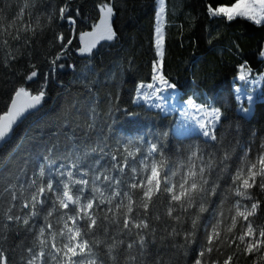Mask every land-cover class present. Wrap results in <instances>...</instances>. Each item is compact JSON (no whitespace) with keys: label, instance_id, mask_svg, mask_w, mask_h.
I'll list each match as a JSON object with an SVG mask.
<instances>
[{"label":"trees","instance_id":"obj_1","mask_svg":"<svg viewBox=\"0 0 264 264\" xmlns=\"http://www.w3.org/2000/svg\"><path fill=\"white\" fill-rule=\"evenodd\" d=\"M42 9L41 16L57 15L54 11L61 4H68L67 15L75 21L54 18L43 34L37 33L30 43L27 56L17 64L19 74L0 70V115L7 111L13 89L25 87L29 93H45L39 109L26 117L13 131L10 139L0 147V183H19L26 180L22 174L43 162L45 148L58 141L64 146L70 141L78 123L85 118L94 124L89 132L95 144L101 141L110 147L137 143L146 149L151 143L175 165L178 180L184 171L182 167L193 151L205 159L210 155L214 161L213 178L219 185L216 203L209 204V210L201 217V227L191 245L185 249L169 247L171 239H161L165 233L159 231L156 242L151 246L153 255L159 251L168 264H194L197 254L205 244V231L219 218L226 216L230 206L220 200L237 169L248 158L255 160L264 151V102H256L249 118L239 114L233 85L240 74V66L255 75L264 72L261 52L264 48V23L255 25L243 19L228 21L224 17H212L208 7L230 6L235 0H164V42L162 46L161 74L168 83L175 85L180 99H192L206 106L220 110L216 141H207L193 135L179 138L173 134L176 115H164L160 111L135 104L137 88L153 80V66L157 62L155 46L156 0H35ZM22 0H0V20L10 16ZM51 4V8L48 4ZM107 4L112 8L111 29L113 39L97 44L89 52H80L83 47L80 35L91 33L100 21V9ZM41 23H47L42 18ZM56 33H63L72 39L67 51L57 62L64 67H54L50 60L59 50L60 44L54 39ZM36 65L37 77L23 79L31 69L27 64ZM16 71V70H14ZM264 97V78L261 83ZM95 108V113L92 109ZM80 131L81 135L83 130ZM95 146V145H94ZM228 159H224L225 152ZM223 161V163H221ZM254 198L261 201L255 224L264 225V192L254 190ZM230 200L238 199L229 196ZM244 203H248L244 201ZM163 209L158 214H163ZM189 226L185 213H178ZM167 221V217H163ZM43 223L38 220L37 224ZM158 225L160 222H156ZM169 224L174 222L168 221ZM180 227V225H177ZM175 242L183 243L182 237ZM225 250V255L231 253ZM218 257L219 253H213ZM233 264H253L254 256L238 253ZM18 260L19 257L17 256ZM223 259V257H220ZM264 264V261H260Z\"/></svg>","mask_w":264,"mask_h":264},{"label":"snow or ice","instance_id":"obj_2","mask_svg":"<svg viewBox=\"0 0 264 264\" xmlns=\"http://www.w3.org/2000/svg\"><path fill=\"white\" fill-rule=\"evenodd\" d=\"M48 7H52L50 3ZM100 10L104 13L101 37L112 39L114 34L107 23L112 8L104 4ZM3 11L0 8V13ZM54 11L55 17L51 14L42 17V9L35 0H22L10 16L0 20V70L19 74L17 64L22 56L28 55L30 41L37 33L43 34L54 18L75 25L76 21L67 15V3ZM164 11V0H159L155 28L158 56L162 55L164 42L159 23ZM207 11L212 17L228 21L242 17L257 25L264 22V0H235L230 6H209ZM42 18L47 23L42 24ZM86 35L89 33L81 34L80 40ZM54 39L59 41L60 48L50 63L64 67L57 62L72 39L63 33H56ZM91 47H81L80 52L90 51ZM27 67L31 71L25 72L23 79L30 81L38 73L35 64L29 62ZM248 71L244 65L240 66L241 81L246 80ZM159 80L168 88H175L162 76ZM159 91L154 89V93ZM44 95L43 91L31 94L25 87L13 89L7 111L0 115V142L6 140L20 117L41 104ZM20 97H26L27 101L18 104ZM141 98L147 101L153 94L144 93ZM247 99L251 102L253 98ZM186 103L203 114L202 118L193 117L202 135L216 141L214 126L220 110L197 107L191 99ZM95 111L93 108L92 112ZM93 128L94 124L85 118L83 124L76 125L83 134L74 130L66 136L71 143L64 146L58 141L51 142L45 148L43 162L31 169L32 174L22 173L26 180L20 181L17 175L14 179L19 183H0V264H168L159 251L155 255L151 252L159 231L165 233L161 239L173 241L169 247L182 250L192 244L202 226L201 217L209 210V204L216 203L213 197L219 196V185L212 175V157L205 159L193 151L182 166L180 178L173 180L177 175L175 165L169 166L157 144L151 143L146 149L131 140L115 147L103 141L96 145L89 132ZM260 148L264 149V143ZM228 158L226 151L224 159ZM254 190L264 192V151L255 160L249 157L233 175L228 192L220 200L221 205L228 201L227 212L231 215L221 211L206 229L204 247L194 264H233L239 258L238 253L254 256L253 264L264 261V225L255 224L252 219L261 207V201L254 198ZM229 196L238 199L230 200ZM161 209L162 215L158 214ZM180 212L187 214L188 227H184ZM165 216L167 221L163 219ZM38 220L43 223L37 224ZM177 236L182 237V244L175 242ZM226 249H231V253L225 255ZM213 253L219 256L214 257Z\"/></svg>","mask_w":264,"mask_h":264},{"label":"rangeland","instance_id":"obj_3","mask_svg":"<svg viewBox=\"0 0 264 264\" xmlns=\"http://www.w3.org/2000/svg\"><path fill=\"white\" fill-rule=\"evenodd\" d=\"M156 4H157L156 7V13H157L159 11V0H156ZM103 16L104 13H102L100 10V21L98 23L99 27H96L91 33H89V35H86L84 37L83 41H81L82 46L85 48H87L89 45L92 46L90 51L100 42L109 41L113 39V37L112 39H106L101 37V33L104 31V25L101 23V17ZM237 18H242V17H237ZM111 20H112V15L107 18V23L110 28H111ZM157 22L158 21L156 16L155 28L157 26ZM159 23L161 25V28H163L165 23L164 14H163V19L160 20ZM162 33H163V29H162ZM155 39H156V34H155ZM85 52H89V51H85ZM157 58L158 60L153 66V76H156L157 79H153L154 84L152 85L153 87L151 89H149L147 86H145L142 89L140 87L137 89L135 104H144L147 108L155 111H160L164 115L175 114L176 124L173 129V134L176 137L184 138V137L197 135L207 141H212L202 135L201 129L199 128V125L197 123V119L193 118V117L202 118L203 114L195 112L193 108H189L187 103H185L180 107L179 104L181 103H180L179 93L176 90H171V88L169 89L167 85L160 82L159 77H161L160 66H161L162 55L160 56L157 55ZM263 74L258 76L248 71V75L246 77V80L244 81H241L239 79L240 76L239 74L238 78L236 79L233 85L234 95L239 105L238 112L239 114L247 118L251 116L254 104L256 102L264 101V97H262V93H261V83L263 80ZM156 88L160 89L158 93H154V89ZM144 93H152L153 98L147 101L145 99H142L141 97L143 96ZM166 93H169V96H171V98L166 96ZM248 96H251L253 98L251 102L248 101L247 99ZM157 104H159L160 107H156L155 105ZM194 105L197 107L203 106L197 104ZM244 107L248 108L247 112L243 111ZM205 108L207 110L214 109V107H205ZM185 112L187 113V115L183 114ZM218 124H219V120L215 122L214 131L218 127Z\"/></svg>","mask_w":264,"mask_h":264},{"label":"water","instance_id":"obj_4","mask_svg":"<svg viewBox=\"0 0 264 264\" xmlns=\"http://www.w3.org/2000/svg\"><path fill=\"white\" fill-rule=\"evenodd\" d=\"M27 101V98L26 97H20V98H18V104H23V103H25ZM42 102V101H41ZM41 105V104H40ZM40 105L39 106H37L35 109H31V110H29L28 112H26L22 117H20L19 119H18V121H17V123L15 124V125H13V129H12V131L26 118V117H28V116H30V115H32L33 113H35L38 109H39V107H40ZM12 131L10 132V134H9V136L6 138V140L5 141H3V142H0V147L3 145V144H5L9 139H10V136H11V134H12Z\"/></svg>","mask_w":264,"mask_h":264},{"label":"crops","instance_id":"obj_5","mask_svg":"<svg viewBox=\"0 0 264 264\" xmlns=\"http://www.w3.org/2000/svg\"><path fill=\"white\" fill-rule=\"evenodd\" d=\"M248 21H250V20H248ZM262 23H264V22H262ZM255 25H257V24H255ZM261 25V24H260ZM162 51V50H161ZM263 52H264V48H263ZM261 58H262V60L264 61V56H261ZM264 73V72H263ZM263 78H264V74H263Z\"/></svg>","mask_w":264,"mask_h":264}]
</instances>
